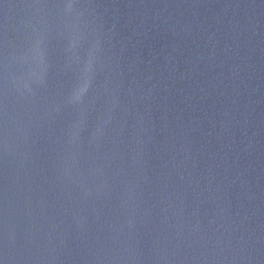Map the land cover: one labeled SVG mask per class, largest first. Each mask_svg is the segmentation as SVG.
Returning <instances> with one entry per match:
<instances>
[{
    "label": "water",
    "instance_id": "water-1",
    "mask_svg": "<svg viewBox=\"0 0 264 264\" xmlns=\"http://www.w3.org/2000/svg\"><path fill=\"white\" fill-rule=\"evenodd\" d=\"M0 264H264V0H0Z\"/></svg>",
    "mask_w": 264,
    "mask_h": 264
}]
</instances>
